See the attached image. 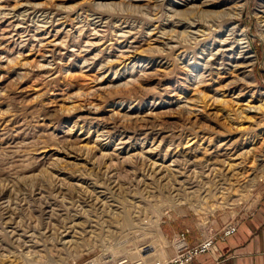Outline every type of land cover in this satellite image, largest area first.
<instances>
[{"label": "rangeland", "instance_id": "obj_1", "mask_svg": "<svg viewBox=\"0 0 264 264\" xmlns=\"http://www.w3.org/2000/svg\"><path fill=\"white\" fill-rule=\"evenodd\" d=\"M263 187L264 0H0V264H156Z\"/></svg>", "mask_w": 264, "mask_h": 264}, {"label": "crops", "instance_id": "obj_2", "mask_svg": "<svg viewBox=\"0 0 264 264\" xmlns=\"http://www.w3.org/2000/svg\"><path fill=\"white\" fill-rule=\"evenodd\" d=\"M227 223L236 225L235 232L224 240L216 239L210 251L196 255L187 264H264V187L246 212ZM186 237L190 246L202 240L192 230Z\"/></svg>", "mask_w": 264, "mask_h": 264}, {"label": "built area", "instance_id": "obj_3", "mask_svg": "<svg viewBox=\"0 0 264 264\" xmlns=\"http://www.w3.org/2000/svg\"><path fill=\"white\" fill-rule=\"evenodd\" d=\"M236 230L235 224H228L224 226L221 230L212 232L209 231V234L199 241L197 244L190 246L187 242V234L189 229L186 228L180 233L175 235L173 241V254L165 259L162 262L156 264H187L189 263L196 255L210 251L215 245L216 239L224 240L227 236L234 233ZM79 264H103L102 261L97 259H86ZM116 264H132L129 260L122 259L116 262Z\"/></svg>", "mask_w": 264, "mask_h": 264}, {"label": "bare ground", "instance_id": "obj_4", "mask_svg": "<svg viewBox=\"0 0 264 264\" xmlns=\"http://www.w3.org/2000/svg\"><path fill=\"white\" fill-rule=\"evenodd\" d=\"M199 23V22H198ZM198 23H197V25H198ZM201 24V23H200ZM190 25H194V22H192V23H190ZM196 25V26H197ZM249 45V44H248ZM243 49L247 46V45H245V46H243V45H240ZM215 187V186H214ZM207 190V189H206Z\"/></svg>", "mask_w": 264, "mask_h": 264}]
</instances>
